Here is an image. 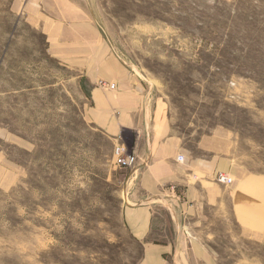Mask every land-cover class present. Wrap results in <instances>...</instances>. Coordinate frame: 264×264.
Segmentation results:
<instances>
[{
    "label": "rangeland",
    "instance_id": "1",
    "mask_svg": "<svg viewBox=\"0 0 264 264\" xmlns=\"http://www.w3.org/2000/svg\"><path fill=\"white\" fill-rule=\"evenodd\" d=\"M104 9L106 38L173 131L186 142L223 132L233 157L264 174V0H108ZM79 81L39 34L0 13V128L28 148L11 149L25 174L0 191V264L140 260L121 221L129 169L113 164L114 143L88 122ZM216 247L220 264H264V234Z\"/></svg>",
    "mask_w": 264,
    "mask_h": 264
},
{
    "label": "crops",
    "instance_id": "2",
    "mask_svg": "<svg viewBox=\"0 0 264 264\" xmlns=\"http://www.w3.org/2000/svg\"><path fill=\"white\" fill-rule=\"evenodd\" d=\"M107 3L0 0V11L39 34L50 59L77 72L86 86L88 122L136 157L127 170L121 221L140 246L138 264H220L219 239L264 234V174L248 171L233 157L223 132L186 142L161 118L106 38ZM12 148L28 149L0 128L2 192L25 174L12 160ZM218 174L230 176L231 184L217 183Z\"/></svg>",
    "mask_w": 264,
    "mask_h": 264
},
{
    "label": "built area",
    "instance_id": "3",
    "mask_svg": "<svg viewBox=\"0 0 264 264\" xmlns=\"http://www.w3.org/2000/svg\"><path fill=\"white\" fill-rule=\"evenodd\" d=\"M102 87H105L102 85ZM113 164L120 169H132L136 165V157L129 153L124 145L116 144L114 145L112 152ZM182 160V157L179 158ZM216 182L219 184H231L232 180L229 176L225 174H218L216 177Z\"/></svg>",
    "mask_w": 264,
    "mask_h": 264
}]
</instances>
